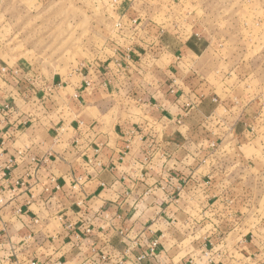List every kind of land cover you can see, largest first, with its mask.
Masks as SVG:
<instances>
[{
	"label": "crops",
	"instance_id": "obj_1",
	"mask_svg": "<svg viewBox=\"0 0 264 264\" xmlns=\"http://www.w3.org/2000/svg\"><path fill=\"white\" fill-rule=\"evenodd\" d=\"M162 3L113 0L75 71L0 57V264H264L262 95Z\"/></svg>",
	"mask_w": 264,
	"mask_h": 264
},
{
	"label": "rangeland",
	"instance_id": "obj_2",
	"mask_svg": "<svg viewBox=\"0 0 264 264\" xmlns=\"http://www.w3.org/2000/svg\"><path fill=\"white\" fill-rule=\"evenodd\" d=\"M112 1L0 0V57L51 73L75 71L100 53L98 35L111 30ZM174 1L180 7H173L172 30L197 22L220 77L242 82L264 101V0Z\"/></svg>",
	"mask_w": 264,
	"mask_h": 264
},
{
	"label": "built area",
	"instance_id": "obj_3",
	"mask_svg": "<svg viewBox=\"0 0 264 264\" xmlns=\"http://www.w3.org/2000/svg\"><path fill=\"white\" fill-rule=\"evenodd\" d=\"M115 27H116L117 29L120 30L121 27H122V25H121V23L119 22V23L116 24ZM32 161L35 162V160H32ZM7 169H8V167H7ZM17 184H18V185H22V184H20V183H17ZM0 204H3V200H2L1 198H0ZM17 212L19 213L20 210H18ZM155 247H156V242H155V241L151 242V244H150V246H149V248H148L146 254H140V255L137 257V260H138V261H143V260H145L146 258L152 257L153 254H154V251H155ZM99 257H100V260H101L102 262H107V263L110 262L109 257L106 256V255H101V254H99ZM56 264H59V263H56ZM112 264H121V262L112 263Z\"/></svg>",
	"mask_w": 264,
	"mask_h": 264
}]
</instances>
